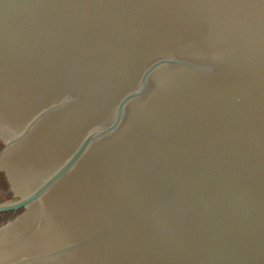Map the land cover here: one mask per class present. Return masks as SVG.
<instances>
[{
  "label": "water",
  "instance_id": "1",
  "mask_svg": "<svg viewBox=\"0 0 264 264\" xmlns=\"http://www.w3.org/2000/svg\"><path fill=\"white\" fill-rule=\"evenodd\" d=\"M0 264H264V0H0Z\"/></svg>",
  "mask_w": 264,
  "mask_h": 264
},
{
  "label": "flooded vegetation",
  "instance_id": "2",
  "mask_svg": "<svg viewBox=\"0 0 264 264\" xmlns=\"http://www.w3.org/2000/svg\"><path fill=\"white\" fill-rule=\"evenodd\" d=\"M3 147V145L0 143V149ZM9 200H15L12 192L10 191L9 184L7 182L6 176L3 172L0 171V203L6 202ZM22 210L17 211H9L0 213V226L2 224H6L9 221H13L15 217H17Z\"/></svg>",
  "mask_w": 264,
  "mask_h": 264
}]
</instances>
